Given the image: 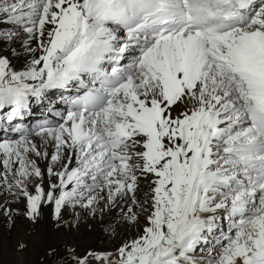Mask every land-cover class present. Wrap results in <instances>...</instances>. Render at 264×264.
Instances as JSON below:
<instances>
[{
	"label": "snow or ice",
	"instance_id": "obj_1",
	"mask_svg": "<svg viewBox=\"0 0 264 264\" xmlns=\"http://www.w3.org/2000/svg\"><path fill=\"white\" fill-rule=\"evenodd\" d=\"M0 264H264V0H0Z\"/></svg>",
	"mask_w": 264,
	"mask_h": 264
}]
</instances>
